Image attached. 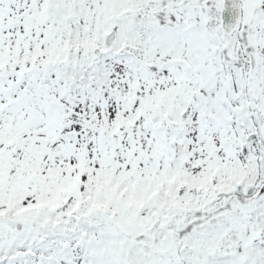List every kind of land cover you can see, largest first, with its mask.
Listing matches in <instances>:
<instances>
[{
	"label": "snow or ice",
	"instance_id": "snow-or-ice-1",
	"mask_svg": "<svg viewBox=\"0 0 264 264\" xmlns=\"http://www.w3.org/2000/svg\"><path fill=\"white\" fill-rule=\"evenodd\" d=\"M0 264H264V0H0Z\"/></svg>",
	"mask_w": 264,
	"mask_h": 264
}]
</instances>
